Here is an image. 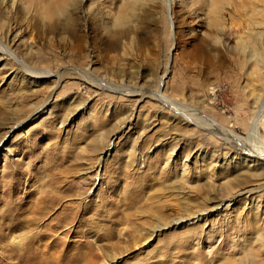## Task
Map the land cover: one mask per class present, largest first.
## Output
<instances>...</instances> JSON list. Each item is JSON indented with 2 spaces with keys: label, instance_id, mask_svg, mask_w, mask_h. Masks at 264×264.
I'll return each instance as SVG.
<instances>
[{
  "label": "rangeland",
  "instance_id": "1",
  "mask_svg": "<svg viewBox=\"0 0 264 264\" xmlns=\"http://www.w3.org/2000/svg\"><path fill=\"white\" fill-rule=\"evenodd\" d=\"M79 4L0 0V264H264V0Z\"/></svg>",
  "mask_w": 264,
  "mask_h": 264
},
{
  "label": "bare ground",
  "instance_id": "2",
  "mask_svg": "<svg viewBox=\"0 0 264 264\" xmlns=\"http://www.w3.org/2000/svg\"><path fill=\"white\" fill-rule=\"evenodd\" d=\"M13 1V0H12ZM33 2L35 3H41L44 8L47 10L49 16L51 18H56V17H63V16H66L65 18H68L69 17V14H71L73 16L74 14V11L79 7V3H80V0H33ZM13 3V2H12ZM215 9V8H214ZM213 9V11H214ZM217 9V8H216ZM216 9H215V12H216ZM219 9V8H218ZM219 11V10H217ZM215 12H212L215 13ZM217 14V13H216ZM217 18V16H215ZM214 17V18H215ZM64 19V18H63ZM70 20V19H69ZM123 17L121 19H119L118 23L121 24L123 23ZM219 20L217 19H213V21L211 22L212 24L210 25L211 27H214L216 28L219 24L218 22ZM117 23V24H118ZM213 28V29H214ZM255 35V34H254ZM262 36V35H261ZM252 38V36H251ZM261 38V37H260ZM253 40V45H251L250 43H247L245 44L244 42V46H240V51L242 53V51H248V55H250L251 57H254L256 58H261L263 59L264 57V46H260L259 44V38H255V39H251ZM247 41V40H246ZM242 42V41H241ZM240 43V42H239ZM263 45V44H262ZM239 48V47H238ZM239 51V50H238ZM8 53V55H7ZM1 55L3 56H11L12 55V52H10V50L8 49V47L4 46L3 44L0 43V57H2ZM27 70V69H26ZM29 71V70H27ZM26 71V72H27ZM30 72V75H38L37 72ZM40 74H43L45 75L46 73H40ZM133 95H139L140 97L145 96V92H139V91H135L134 93H132ZM131 94V95H132ZM142 94V95H141ZM147 96V95H146ZM155 98L158 99L159 101H163V103H166V101H168L167 99H164L162 98V96H160V94H154ZM264 113V102L262 103V106L259 110V113L257 114V119L259 120L260 116ZM256 122V121H255ZM258 129V123L256 122L254 127L251 129L250 133H251V136H255V131L256 133H258L257 131ZM256 138H258V136H255ZM235 139V138H234ZM237 140V139H236ZM249 151L248 152V155H252V157L254 158H260V157H264V149H260L259 147H257L256 145L254 147H249L248 148ZM247 150L246 148L244 149V151ZM178 221V220H177ZM179 222V221H178ZM175 224V223H174ZM160 229V228H159ZM21 242L19 243H22L24 240H26V238H24L23 235H21ZM18 243V244H19ZM31 254V253H30ZM33 256L34 257H46L48 256V254L46 252H42V253H33ZM45 259H50V256L46 257ZM40 261V260H39ZM41 264H49V262L47 261H43Z\"/></svg>",
  "mask_w": 264,
  "mask_h": 264
}]
</instances>
